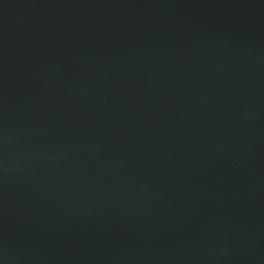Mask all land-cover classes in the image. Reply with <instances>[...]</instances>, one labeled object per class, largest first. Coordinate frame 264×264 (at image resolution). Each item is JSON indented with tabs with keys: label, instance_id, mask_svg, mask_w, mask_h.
<instances>
[{
	"label": "water",
	"instance_id": "1",
	"mask_svg": "<svg viewBox=\"0 0 264 264\" xmlns=\"http://www.w3.org/2000/svg\"><path fill=\"white\" fill-rule=\"evenodd\" d=\"M0 264H264V0H0Z\"/></svg>",
	"mask_w": 264,
	"mask_h": 264
}]
</instances>
